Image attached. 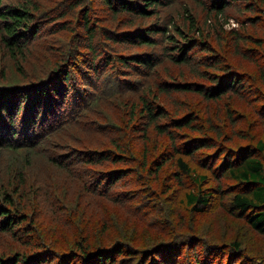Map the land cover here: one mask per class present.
Segmentation results:
<instances>
[{"label": "trees", "instance_id": "1", "mask_svg": "<svg viewBox=\"0 0 264 264\" xmlns=\"http://www.w3.org/2000/svg\"><path fill=\"white\" fill-rule=\"evenodd\" d=\"M1 1L0 173H4L0 175V241L5 239L9 247L25 249L12 257L0 255V264H182L184 260H188L186 264H264V258L253 257L236 241L210 245L193 230L173 232L170 224H163L167 223L163 217L166 211L160 210L156 219L149 217L157 212L152 200L155 196L157 201L163 198V205L170 198L200 218L213 210L215 200L221 202L227 194L231 210L264 235V141L258 132L247 134L251 135L248 129L264 117V38H253L239 29L231 31L238 41L236 51L243 47L246 61L254 63V69L246 70L243 62L232 66L220 49L213 51L214 40L208 36L211 27L206 26L212 21L211 30L217 33L213 37L220 36L223 42L220 29L224 22L220 19L243 20L239 14L247 8V0ZM245 18L249 21L251 15ZM256 18L251 21L261 20ZM103 20H114L117 25L107 28ZM62 30L64 36L58 33ZM59 40L66 43L58 53L60 63L49 76L37 78L38 71L31 68L34 63L29 62L26 52L34 53V61L41 60L34 51L48 53ZM182 92H195L208 100L235 93L243 102L239 115L253 120L244 131L246 138L236 148L219 140L226 136L224 130L229 135L225 141L236 133L235 129V133L224 129L234 115L231 105H223L217 116L208 113L206 125L193 110L185 113L183 122L173 116L167 119L171 111L159 102L160 94L174 102ZM250 105L255 109H248ZM115 110L125 117L121 125L114 120L106 123V113L110 116ZM214 117L221 118L223 124L214 123ZM182 124L197 134L184 132ZM150 125L159 135L168 136L169 144L166 147L157 142V150H162L160 158L150 163L144 157L141 167H133L130 140L133 146V137L145 136ZM114 129L122 131L118 139L113 135L114 148L91 147L100 144L95 135L112 134ZM75 131L81 137L78 142L86 139L85 146L69 145L63 138L76 137ZM208 132L216 134L209 137ZM212 147H216L212 152L201 151ZM197 152H201L197 160L208 176L183 160ZM172 155L178 157L174 158L175 169L186 175L175 171L166 188L172 187L173 194L183 191L182 202L178 196H172L174 201L161 198L166 196V188L154 195V188L146 185L147 178L167 176L162 168L173 160ZM36 165L44 173L35 171ZM32 166L34 183L28 173ZM131 175L138 188L116 194L120 180ZM223 179L233 184L227 190L222 188ZM137 191L139 197L151 196L149 202L132 205L118 199H128ZM114 195L113 202L128 215V222L116 227L119 235L111 245L86 251L82 247L94 243L89 228L79 226L87 214V204L89 208L95 197ZM67 198H72L73 205ZM178 208L174 214L180 216ZM54 221L58 223L49 227ZM128 224L134 230L159 229L172 238L130 247L123 236ZM71 225L78 229V249L42 246L40 235L50 240L51 231L59 233ZM179 235L182 237L177 238ZM197 240L201 246L195 249Z\"/></svg>", "mask_w": 264, "mask_h": 264}, {"label": "rangeland", "instance_id": "2", "mask_svg": "<svg viewBox=\"0 0 264 264\" xmlns=\"http://www.w3.org/2000/svg\"><path fill=\"white\" fill-rule=\"evenodd\" d=\"M188 1L193 2V0H188ZM246 3H248L247 8L244 10V12H241L239 14V17H242L243 20H238L235 17H229L228 20L223 19V18L220 19V23L224 22L223 28L220 29V31L222 32L221 35L225 41L223 40L222 42L220 36L219 38H216L217 40L213 37V36H216L217 33L211 30L212 25H213L212 21H209L208 25L206 26L211 27V29H209L210 33H208V36L209 38L212 37L214 40L213 43H214L215 48H213L214 49L213 51H216L217 48L220 49L221 52L225 54L224 56L225 59H227L231 63L232 66H233V63L237 64V63L243 62L241 63L242 67L246 70H249V68L254 69V63L250 60L249 62L246 61V58L244 56L243 47H242L241 52L236 51V47L239 46L238 41L235 40L233 38V35H231L230 33L234 29H239L241 32L247 35H250L253 38H257V39H260V37L264 38V12L262 11V9H264V0H247ZM246 3L243 5H246ZM248 15H251V18L249 21H247L245 18ZM118 17L119 16H117V19ZM252 17H257L256 19L259 18L261 20L258 22H252L251 21ZM102 22L104 26H106L107 28H109L110 26L114 28V26L117 25V22L114 20H110V21L108 20L107 23L105 22V20H103ZM203 27L204 29L206 28L205 25ZM218 27L220 28L219 24H218ZM123 30H128V28L123 29ZM58 33L61 36H64L66 34V32H64L63 30L59 31ZM65 46H66V43L62 40H59V43L55 41L53 42L51 46V51L48 53L43 52V54H40L34 51L35 54H38L41 59L37 61H34L35 60L34 53H31L28 51L26 52L30 58L29 62L34 63V64H30L31 68L34 66V69H37V71L39 72V75H37V77L44 78L46 76H49L53 67L57 63H60L58 60V53L62 49H65ZM77 62L78 60L76 59V63ZM70 65H73V62H71ZM189 79H193V78H189ZM12 82H15V81H12ZM16 82H24V81H16ZM124 101H126V99ZM159 102H161V104H164L171 111V112H167L169 115L167 119H170L169 117L173 116V117H176L177 120L182 119L181 122H183L185 113L187 111L193 110L195 111V113L199 115V118L197 119L201 123H204L205 125L208 123L205 119H208V117H210V114L208 113L213 112L215 113L214 115L217 116L218 113L220 114V111L224 110L223 105H231L232 108L230 112L234 113V115H232V117H229L230 122L227 121L229 122L230 126L224 129H228V132L230 133H235L234 132V129H235L236 133L232 136L230 135V137H232L231 140L225 141V137H229V135L224 130L223 134H225L226 136L219 138L220 142H224L230 148H236L238 146V143L242 142V140L246 138L244 131L247 130V127L250 128L251 126L250 121L253 122V120L246 119V117L239 115L238 110L241 109L240 106L241 104H243V102L237 98L235 93H232V92H230V95L228 96L217 98V99H209V100L206 98H202L199 94L195 92H184V93L182 92L178 94V101L175 100L174 102H170V100H168L165 94L162 93L160 94ZM120 106H121V103H120ZM248 109L252 111V109H255V107L250 105ZM124 118L125 117L122 112H120L119 110H115L113 111L112 114H110V116L106 113L105 119H106V123H112L114 120L121 125ZM163 120L166 121V119L164 118ZM213 122L219 125L223 124L222 119L218 117H214ZM195 125L198 126L199 124L195 123ZM182 126H183L182 129L185 130L184 132L191 133V135L197 134L195 132H192L189 129V127H185V125L183 124ZM254 126L251 129H248L251 132V135L250 133H247V134L249 136H253V135H256L258 132V135L261 136L260 140L264 141V117L259 122V124L255 126V128ZM112 132H113L112 134L108 132L105 134L95 135L97 137V141L100 144H92L91 147H94L95 149H98V150H102L106 147L114 148L115 145L113 144V135L117 136V139H118V136L122 134V131L120 129L119 130L114 129ZM239 132H242L243 135H240ZM203 133L204 132H202V134ZM74 134L76 136V131L74 132ZM215 134L216 133L208 132L207 136L210 137ZM130 135H133L132 131H130ZM238 136H241V137H238ZM63 138L69 141V145L76 143L77 145L85 146L86 139H84V137H83L82 143L78 142V139L81 138L80 136H76L74 138L63 136ZM254 139L256 140L257 137H255ZM168 140H169L168 136L165 135L164 137L161 134L159 135V133L156 132L152 128L151 125L148 126L145 136H144V133H142V134H137V137H133V146H131V140H130V149H128V152L131 153L132 158L134 159V162H132L133 163L132 166L141 167V162L144 159V157L148 158L150 163L157 161L160 158V155L162 152V150L160 151L157 150V142L161 144L163 143V145L167 147L169 144ZM219 140L216 139V141L218 142ZM124 143L125 142H122L123 145ZM246 144L247 142L245 141L244 145ZM215 148L216 147H212L209 149H202L201 151L212 152ZM200 153L201 152H197V154L193 155L192 157L184 158L183 160L186 161L192 168L194 167L193 168L194 170L205 175L206 173H209V172L207 169L201 166V164H199L197 160ZM171 157L173 158V160L171 161L169 160L170 162L168 161L169 162L168 165L170 166L165 165L162 168V172H164L167 175L166 177L164 175V177L160 180H154V179L147 178L146 185L150 186L152 189L154 188L153 190L154 195L158 194V191H160L162 188L165 189L167 183H169L170 181L174 179L175 175H173L172 173H175V171L177 170L179 171V168L176 167L175 169L174 164H173L176 158L178 157L174 155H172ZM33 167L34 166L28 169L29 177L31 178L32 183L35 182V178H32L30 176V174L34 172ZM35 167H36L35 171L43 172L39 165H36ZM179 172L184 174V172L182 171H179ZM1 173H4V172H1ZM142 173L144 175L146 174L145 171H143ZM206 175L208 176V174ZM147 176H149V174L146 175V177ZM186 179L187 178H184L183 180H186ZM210 179H213V178L210 177ZM0 180H1V176H0ZM131 180H134L132 175L129 176L127 179L126 177H124L122 180H120V183L117 184V187L115 188L116 194L123 193V192L131 193L132 191H135L136 188H138V185L136 183H133ZM223 180H224V185L222 184V188L224 190H227V188L233 185L230 180L228 179H223ZM166 190L168 191L166 193V196H161V198L171 197V199L174 201V198L172 196H178L179 202H182V200L180 199L182 198L183 191L173 194L174 190L172 187L166 188ZM226 195L227 194H225V196L222 198L221 202L220 200H215L213 210L207 212L206 214H203V216L200 218L198 217L197 214L195 213L192 214L189 210L187 211V208H185L184 206L182 207L179 203H172L170 198H166V204L163 205L162 204L163 198L157 201V200H154L156 199V196H155L152 200L156 204L155 210L157 208V212L154 211V213H150L149 217L150 219H156L160 214V210L162 212L166 211L167 213L165 216L163 215V217L167 219L166 220L167 223H163V224L165 225L170 224L171 228L174 230L173 231L169 227L170 231L184 233V232H189L190 230H193L199 236L206 238V242H208L210 245L211 243L212 244H222V243L227 244L232 241H236L240 245V247H246L245 250L248 249L251 253H253L254 254L253 257L264 258V235L252 229L249 226V224L246 223L245 218L242 215L231 210V203L227 199L228 196ZM129 196H127L128 199H125V197L118 198V199L119 200L124 199V201L132 203V205H137L138 203L145 204L149 202V198H151V196H149L148 194L143 195L142 197H139L138 191L136 194L129 195ZM114 197L115 195L111 198H108V197L96 198L95 197L92 200V205H90L89 208L87 204V214L85 215L83 222L79 226L81 228L86 227V226L89 228L88 231L89 233H91V237L94 243L91 244L92 247H82L86 249V251H89L92 248L94 249L95 246L96 247H102V246L108 247V245H111L113 243L112 240L114 241V237L116 235H119L116 227L119 224L122 225L128 222L127 220L128 215L125 214L122 210L119 211V209L117 208L118 205H116V203L113 202ZM71 199L72 198H67L66 200H68L70 204H72ZM133 200H136V201L133 203L132 202ZM177 207H179L178 209H180L181 211L180 216L178 212L174 214V209H177ZM56 223L58 222L54 221L52 224H49V227L50 226L54 227V224ZM62 227H66V226H62ZM191 227L192 229H190ZM68 228L69 229L62 228V231L59 233L51 231L53 238L50 240L49 238L47 239L46 237L40 235L39 240L42 242V246L47 247V248L48 247L62 248L64 249L63 251L74 249L76 247V240L78 241V238H80L77 235L78 229L76 228V226L73 227L72 225H71V228L70 227ZM123 236L127 238L125 243L127 245H130V247H136V246L139 247L143 244L147 245L151 243L156 244V242L159 240H164L167 238L171 240L172 238L170 234H167L164 231L159 230V229L154 230V229H146L145 227H142V228H138L137 230H134L132 224H128V227L124 229ZM133 237L136 238L135 241L133 240ZM176 237L178 238L182 236L179 235ZM181 239L183 241V238ZM198 241L199 240L195 241V244H194L195 249H197L198 246H201L200 243H197ZM222 247H226V246H222ZM78 248L79 247H76V249ZM22 249H25V247H9L6 244L5 239L0 241V255L4 254V255H7L8 257H12L13 254L17 252H23ZM194 255H198V254H194ZM188 258L190 260L192 259L189 255H188ZM187 262L188 260L187 261L184 260L182 264H186Z\"/></svg>", "mask_w": 264, "mask_h": 264}, {"label": "bare ground", "instance_id": "3", "mask_svg": "<svg viewBox=\"0 0 264 264\" xmlns=\"http://www.w3.org/2000/svg\"><path fill=\"white\" fill-rule=\"evenodd\" d=\"M3 1H4V0H3ZM3 1H1V2H3ZM16 1H17V0H16ZM126 1H127V0H126ZM3 3H4V2H3ZM3 3H2V4H3ZM10 3H11V2H10ZM10 3H9V5H11ZM0 5H1V4H0ZM5 5H6V4H5ZM16 5H17V3H16ZM7 6H8V4H7ZM119 6H120V5H119ZM10 7H11V6H10ZM15 7H16V6H15ZM15 7H14V8H15ZM120 7H121V6H120ZM120 7H119V8H120ZM123 8H124V7H123ZM125 8H126V7H125ZM0 9L3 10L2 7H1ZM8 9H9V8H8ZM116 9H117V8H116ZM3 11H4V10H3ZM125 11H126V9H125ZM169 11H170V10H169ZM117 12H118V11H117ZM174 14H175V12H174ZM79 16H80V15H79ZM91 22H92V21H91ZM97 25H98V24H96V26H97ZM96 26H95V28H96ZM93 28H94V27H93ZM96 30H97V29H96ZM33 72H34V71H33ZM36 72H37V71H36ZM34 74H36V73H34ZM34 74H33V76H34ZM38 75H39V72H38ZM33 76H32V77H33ZM36 77H37V75H36ZM37 78H38V77H37ZM12 81H13V80H12ZM114 107H116V105H115ZM132 111H134V110H132ZM132 119H133V118H132ZM260 138H261V137H260V135H259V139H260ZM262 139H263V138H262ZM254 140H255V139H254ZM254 140H253V141H254ZM255 141H256V140H255Z\"/></svg>", "mask_w": 264, "mask_h": 264}]
</instances>
